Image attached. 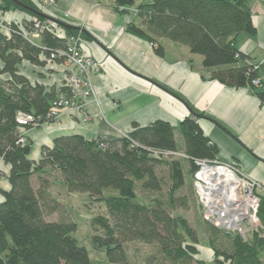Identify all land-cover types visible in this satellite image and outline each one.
I'll use <instances>...</instances> for the list:
<instances>
[{
    "label": "trees",
    "instance_id": "trees-1",
    "mask_svg": "<svg viewBox=\"0 0 264 264\" xmlns=\"http://www.w3.org/2000/svg\"><path fill=\"white\" fill-rule=\"evenodd\" d=\"M17 1L37 13L11 0H0L2 17L10 9L25 14L20 22L7 19L0 26V159L9 166V189L0 190V264H94L87 249L73 236L76 223L46 220L59 205L43 177L53 175L58 176L67 194H85L91 201L104 204L107 215L91 221L98 234L91 242L95 249L103 250L105 264H129L125 249L129 243L151 249L143 264H202L196 259L197 233L172 213L190 210L195 202L182 162L187 163L192 176L196 160L217 158L218 149L197 123L208 117L190 109V116L177 127L160 120L146 126L133 123L127 134L110 141L60 136L51 146L42 147L37 162L30 160L28 137L24 145L18 141L21 130L32 127L19 125L17 115L29 114L43 122L51 103L59 95H69V89L65 80L57 86L29 80L21 71L22 64L51 71V67L62 66V60L50 59V55L65 47L67 37L93 38L78 28L65 30L66 37H61L56 31L60 25L39 15L45 14L40 7L31 0ZM113 2L117 10L135 7L128 33L150 44L166 40L187 47L191 54L202 57V67L210 71L211 80L226 87L248 88L264 103L259 66L244 65L245 58L235 45L237 36L256 33L249 0ZM33 18L44 26L38 44L27 38L35 32ZM153 48L157 56H163L160 44ZM255 79L260 80V87L252 85ZM193 115L197 118L192 119ZM176 134L181 139V152ZM176 153L185 158H173L171 154ZM259 199L257 216L262 229L245 241L207 224L213 264H263L264 195L259 194ZM221 238L228 243L219 246Z\"/></svg>",
    "mask_w": 264,
    "mask_h": 264
},
{
    "label": "crops",
    "instance_id": "crops-1",
    "mask_svg": "<svg viewBox=\"0 0 264 264\" xmlns=\"http://www.w3.org/2000/svg\"><path fill=\"white\" fill-rule=\"evenodd\" d=\"M249 8L256 33L237 36L235 45L245 58L244 65L259 66L264 86V0H249ZM42 9L53 19L67 16L65 23L88 32L93 40L82 43L83 52L101 68L91 78L95 98L84 102L81 114L63 111L57 122L28 132L30 160L37 162L42 147L51 146L60 136L115 140L127 134L133 123L146 126L160 120L177 127L192 109L208 117L197 123L218 149L217 158L236 163L264 195V103L248 88L226 87L211 80L210 71L202 67V57L185 46L157 40L155 47L160 44L164 49L163 56H157L149 42L127 32L132 17L117 11L113 0H62ZM53 70L45 76L27 63L21 66L29 80L45 85L48 77L57 79ZM8 173L9 166L0 159L1 191L9 189Z\"/></svg>",
    "mask_w": 264,
    "mask_h": 264
},
{
    "label": "built area",
    "instance_id": "built-area-1",
    "mask_svg": "<svg viewBox=\"0 0 264 264\" xmlns=\"http://www.w3.org/2000/svg\"><path fill=\"white\" fill-rule=\"evenodd\" d=\"M134 12H136L135 9ZM34 28L35 32L27 37L30 41L39 37L38 33L42 32L44 26L36 24ZM57 34L65 37L58 31ZM82 43L79 36L67 37L65 47L55 50L50 55V59L62 60L63 66L67 68L66 71L69 74L63 80H65L64 86L69 89V95H59L51 103L44 125L50 121H57L63 111L71 115L81 114L84 102L95 98L91 78L93 74L99 72L101 65L95 59L83 54ZM150 46L155 47L153 44ZM257 68L258 66H254V69ZM252 85L260 87V80H253ZM85 118L83 116L84 121H86ZM16 120L21 126L43 125L39 118L29 114L19 113ZM27 133V130H21L18 144H25ZM171 156L185 158L178 153ZM194 164L196 170L192 175V186L202 221L218 231L237 235L244 241L247 237L259 233L262 229L257 216L260 202L257 192L259 185L245 177L234 162L215 158L196 160Z\"/></svg>",
    "mask_w": 264,
    "mask_h": 264
},
{
    "label": "rangeland",
    "instance_id": "rangeland-1",
    "mask_svg": "<svg viewBox=\"0 0 264 264\" xmlns=\"http://www.w3.org/2000/svg\"><path fill=\"white\" fill-rule=\"evenodd\" d=\"M31 1L35 3L37 7H40L42 11H43L42 8L44 6H47L48 4H51V5L53 4L50 0H31ZM102 1L103 3L109 2V0H102ZM134 8L135 7L126 8L125 9L126 12L125 10H121L119 8L117 11L127 13L128 15L133 17L135 15L134 14L135 12L133 13ZM10 14H12L13 16L15 15V17H18L17 18L18 20L15 18L17 22H20L25 17V14L23 11L10 9L8 12H6V14L4 13L3 17L0 14V22L3 20H7V16H9ZM66 18L67 16H65L62 20H57V19L55 20L65 23L64 21ZM33 21H34L33 23H35L34 26L36 24H41V22L38 21L37 18H33ZM19 24L20 23H17V25ZM0 25L2 24L0 23ZM70 26L72 28L82 29L80 27H74L72 25ZM56 29H57L56 31H58L59 34L63 33V35L66 37V32H65L66 29H64L61 26L60 27L57 26ZM31 34L32 33H30L29 35ZM38 34H39L38 38L31 39L32 43L38 44V41L40 39V33ZM87 41H91V39ZM82 42H86V41L82 40ZM153 46L155 45L153 44ZM82 52H83V49H82ZM83 54L85 55L84 52ZM40 70L42 71V75L43 74H45V76L52 75V72L50 73L49 71H45L43 69H40ZM66 70L67 68L63 66V64L62 66L54 67L53 73H55L54 76H57V79L54 78V80H51V78L46 77L48 79L46 83H49L54 86H57L58 83L62 84L64 77H66V75L69 74L67 73ZM55 122L50 121L49 123H47V125L50 123H55ZM43 126H45L44 121H43V125L41 126L36 125V126H33L31 129H36V128H40ZM30 130H27V131L29 132ZM176 142H177V148L179 152H181L182 143H181V139L179 138L178 134H176ZM182 164L184 166L185 180L188 185L187 187L190 188L191 191H193L192 176L189 174L188 165L187 163H183V162ZM237 167L239 168L238 165ZM43 177L44 179L48 181L50 185L49 186L50 196L52 197V199H54L55 201L59 203V205L56 207L57 210H55V212L52 215L47 216L46 220H59V219L72 220L77 225V230L73 235L75 239L87 249L89 256L94 264H105L106 260H105V255H104L103 250L95 249L91 242L92 236L98 235L93 230L91 226V221L94 217L107 215V211L105 209L104 204L96 202V201H91L90 198H88V196L85 194H76V193L67 194L65 190L62 188V186L60 185L61 182L58 180V176L56 175H53L50 177H46V176H43ZM188 188L186 189L185 193L189 191ZM193 198L195 202L191 206L190 210H187V211L177 210L172 213V216L174 218L184 219L187 222V224L197 233L199 243L198 245H196V248L198 251V255L196 256V259L202 262V264H213V254L208 246V235L210 233V230L208 228V225L202 221L201 215H200V208L196 203L195 196ZM210 227L212 226L210 225ZM249 237H247V239ZM217 243L219 246H222V245L227 244L228 242L224 238H221V239H218ZM125 249L129 257V264H143L145 257L151 253V249L149 247H146L139 243H129L125 246ZM262 263L264 264V257L262 258Z\"/></svg>",
    "mask_w": 264,
    "mask_h": 264
},
{
    "label": "water",
    "instance_id": "water-1",
    "mask_svg": "<svg viewBox=\"0 0 264 264\" xmlns=\"http://www.w3.org/2000/svg\"><path fill=\"white\" fill-rule=\"evenodd\" d=\"M14 4H16V5H18V6H20V7H23V8H25V9H27V10H30V11H33V10H31L29 7H27V6H25V5H23V4H21L20 2H18L17 0H11ZM34 13H37L36 11H33ZM39 15H41V16H43V17H45L46 19H48L49 21H51V22H53V23H57V24H59L61 27H63L64 29H66V30H70L72 27L70 26V25H67V24H65V23H62V22H59V21H57V20H55V19H53V18H51V17H49V16H47V15H45V14H39ZM195 118H197L195 115H193L192 116V119H195Z\"/></svg>",
    "mask_w": 264,
    "mask_h": 264
}]
</instances>
